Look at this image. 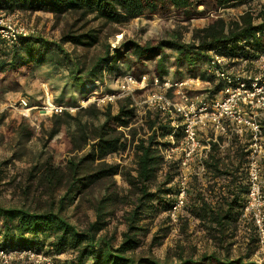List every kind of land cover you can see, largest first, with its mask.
Segmentation results:
<instances>
[{
  "label": "trees",
  "instance_id": "trees-1",
  "mask_svg": "<svg viewBox=\"0 0 264 264\" xmlns=\"http://www.w3.org/2000/svg\"><path fill=\"white\" fill-rule=\"evenodd\" d=\"M248 1L251 0H0V8L7 11L15 8L46 11L57 20L66 19L55 42L41 34L20 36L11 45L0 39V91L7 87L5 83L18 84L23 74L45 63L66 67L69 82L82 89L79 97L74 95L67 103L61 95L55 100L61 104H75L88 98L85 94L88 85L103 82L104 71L110 72L116 62L127 66L137 79L144 75L151 79L170 75L179 79L189 72L200 74L205 80L201 68L212 52L238 61L253 58L264 48V3L257 12L247 9L236 18L220 15L223 8ZM176 15L182 20L206 17L208 21L194 28L188 40H183L178 30L165 29L144 42L125 38L112 53L110 44L105 42L102 54L94 56L89 64L74 54L76 46L89 48L101 41L100 24L103 28L135 17ZM66 44L72 45V49L67 50ZM166 49L175 54L171 57ZM207 79L214 81L212 77ZM221 87L222 83L216 81L208 88L188 92L192 95L206 92L212 97ZM113 103L117 105L115 112ZM113 103L99 107L89 102L74 114L68 110L49 114L47 141L62 132L68 157L63 165H57L51 154L39 151L28 161L25 183L19 184L21 201L17 204L0 201V248L32 249L53 257L58 264H255L248 261V251L233 257L230 250L248 191V183L240 175L246 161L242 151L235 153L234 161L226 160L227 156L220 155L217 142H211L203 162L205 173L211 178L202 185L194 175L195 192L187 207L221 250L197 254L193 247L186 251L177 244V250H168L164 257H158L152 248L167 235L168 226L159 227L152 234L146 249L139 248L146 231L143 219L151 211H159V207L168 211L175 199L170 196L175 177L171 170L180 165V160L166 159L163 154V150L171 148L169 135L174 126L168 113L146 109V130L140 132L138 127L130 126L137 114L131 96H120ZM4 117L0 113V138L4 136L1 129ZM14 122L15 125H7L8 132L14 134L9 158L20 159L34 130L23 117ZM128 126L129 137L120 129ZM180 136L177 129L175 144ZM129 143L133 144V166L106 160L110 154L125 150ZM167 160L170 164L164 178L157 180V172ZM6 162H0V166ZM117 174L126 183L123 189L115 178ZM177 192L178 187L175 196ZM82 204L92 210L93 218L86 215L79 225L71 221L67 210L73 205L79 209ZM118 212L124 225L119 240L117 228H109L110 216L115 217ZM187 221L188 218L185 225ZM249 239L251 245L257 242V233ZM65 251H71V256L65 260L58 258ZM252 251L249 246V253Z\"/></svg>",
  "mask_w": 264,
  "mask_h": 264
},
{
  "label": "rangeland",
  "instance_id": "rangeland-1",
  "mask_svg": "<svg viewBox=\"0 0 264 264\" xmlns=\"http://www.w3.org/2000/svg\"><path fill=\"white\" fill-rule=\"evenodd\" d=\"M261 3H264V0H251L245 3H239L234 6L223 8L220 12V15L226 19L236 18L239 14L243 13L247 9H252L255 12L259 10ZM15 16L24 22H26L31 28L36 30V34H41L46 38H49L53 42L57 41L61 29L66 24V19L57 20L54 18V15L51 12L46 11H23L18 8L11 10ZM70 18H68L69 20ZM208 19L206 17L193 18L191 20H182L181 17L171 16L168 18L153 17L146 18L135 17L128 20L119 22V23H109L101 27V41L92 46V47H83L76 46L74 47L81 62L89 64V62L94 58V56L101 55L104 50V43L110 44L111 53L113 49L120 44L125 38H131L139 42H144L146 40L152 39L159 33H162L163 30H178L180 32V37L183 40H188L191 36V32L194 28L202 27L206 25ZM95 24H99L98 21ZM72 45L66 44L65 48L67 50L72 49ZM166 53L171 55L175 54L172 49H166ZM171 60L169 59V62ZM114 64V63H113ZM129 68L125 65H122L120 62H116L112 70L104 71L103 82H97L95 85H88L85 89V94L92 98L94 93H107L113 92L118 89L119 81L127 72ZM202 72V70H201ZM186 72L184 76L190 75ZM194 74H197L194 73ZM172 76V75H170ZM141 78L145 79V85L142 87L135 88L133 94L135 97L142 99L149 92L159 89L154 82L148 76H142ZM216 82L209 81L207 76L204 80L203 86H200L201 89L208 88ZM14 84V83H13ZM5 83L4 86H7L4 91H0V113H4L3 126L1 127L4 136L0 138V162L6 161L5 164L0 166V201L6 204H17L21 201L20 195V183H25V178L28 173L29 164L33 157L39 151L49 153L54 157V162L57 165H63L65 160L68 157V153L65 151V142L62 136V132L55 135L49 142L47 141L46 131L51 126V118L49 115H39L36 110L30 111V115H26V108L28 106H35L41 104L42 102L55 101L61 95L63 96V101L66 102L70 100L74 95L79 97L81 95V90L77 85H73L69 82L67 77V69L63 66H55L50 63H45L40 66L33 67L30 71L22 75L21 80L18 84ZM11 85V87H10ZM199 89V88H198ZM91 94V95H90ZM219 95V91L216 92ZM22 100H25L27 105L23 103ZM82 99L79 100V102ZM67 103V102H66ZM65 103V104H66ZM75 104H78L76 102ZM66 105H74L69 103ZM99 107L101 105H98ZM117 105L113 103V111L115 112ZM77 111V110H76ZM71 112V113H75ZM146 109L141 107L137 109V114L132 120L130 126L138 127L141 132L143 128L146 130L145 125V113ZM20 117L25 118L26 121L33 127L34 136L28 142L25 143L26 153L23 158L20 159H10L11 151L9 149L10 141L13 138L14 134L8 132L7 125H15L14 120L19 119ZM262 124H264V117L261 118ZM120 127L123 130L124 136L129 137V128ZM220 139L218 137L220 155L226 157L228 161H234L236 159V152H243L242 158H245V163L242 165L241 176L242 180L248 183L247 180V151L246 146L248 145L247 136H237L234 134L222 135ZM48 142V143H47ZM125 150L110 154L106 157V160L109 162H116L125 166L134 165V157L132 152V145ZM170 152L172 157L178 158V152ZM166 150H163V154L166 159H171L172 157H166L168 154ZM47 155V154H45ZM9 159V160H8ZM261 173L264 174V161H261ZM164 165L157 172V180H162L164 178V172L167 168V165L170 164L169 160L165 162ZM197 170L196 167L189 168L188 170L178 165L174 167L171 172L175 173L173 179L172 192L170 194L171 198L175 197V192L178 187V182L180 177L183 174H187V193L184 206L178 211L177 219L172 220L168 216V211L163 210V207H159V211H151L145 219H143V226L145 228L144 235L142 236V244L139 247L140 249H146L151 241L152 234L159 227H169V231L165 237L160 240V243L152 248L153 253L158 257H164L168 250L175 251L176 245L181 244L185 247L186 251H190L191 248L195 249L197 254L201 252H211L214 250L220 251L221 248L218 244L214 243L213 240L205 233L204 229L199 225L198 221L194 219L188 212L189 203L195 192L194 187V175L198 177L199 181H202V185L207 182V179H210L211 176L205 173L203 170L199 175L194 174L193 172ZM115 178L118 184L121 186V189L126 187V183L122 179L120 174L115 175ZM167 187L170 184L166 185ZM246 198V196H245ZM68 215L70 216L71 221L78 223L84 221V218L88 215L90 218H93V212L91 209L86 207V204H82L79 209H75L74 205L68 208ZM121 212L116 213L115 217L110 216L109 218V228H117L118 240L120 239V232L124 229V225L121 223V218L119 217ZM188 218L187 225H185V219ZM238 227L235 231V234L231 238L232 245L230 247L231 254L233 257L238 255H244L248 251V261L254 262L255 264H264V243H260L257 235V242L250 243V235L253 234L256 236L254 230V223L252 218L248 216L240 215L237 221ZM249 246L253 248V251L249 253ZM139 250V249H138ZM71 251H65L62 254L57 255L61 260H65L71 256ZM0 264H42L41 262L35 259L29 258H12L8 262H3L0 259Z\"/></svg>",
  "mask_w": 264,
  "mask_h": 264
},
{
  "label": "built area",
  "instance_id": "built-area-1",
  "mask_svg": "<svg viewBox=\"0 0 264 264\" xmlns=\"http://www.w3.org/2000/svg\"><path fill=\"white\" fill-rule=\"evenodd\" d=\"M36 34L26 22L17 18L11 11L0 8V39L6 44H13L20 36ZM207 77L222 83L219 95L208 97L206 92L190 94L203 86L200 74L186 75L179 79L165 76L154 77V84L159 87L139 99L132 93L135 88L145 85V79H137L127 72L119 81L118 89L107 93H94L93 97L82 99L78 104L65 105L55 101L42 102L28 106L26 115L36 110L39 115L59 114L65 110L76 111L89 102L96 105L113 103L118 97L130 95L137 109L159 110L168 113L174 126L169 135L171 152H178L180 166L185 169L196 167L193 173L199 175L204 170L211 142L218 143V136H247V180L248 191L243 203L242 216H250L256 228L258 240L264 243V174L261 173V161H264V48L253 58L229 60L224 56L211 53L201 68ZM25 105L27 103L22 100ZM1 111V109H0ZM178 116L180 119H176ZM180 130L181 136L175 144L174 133ZM166 157H172L171 154ZM187 193V174L178 182V192L168 210V216L174 221L178 211L184 206ZM35 259L42 264H58L44 253L32 249L5 250L0 248V259L8 262L12 258Z\"/></svg>",
  "mask_w": 264,
  "mask_h": 264
}]
</instances>
